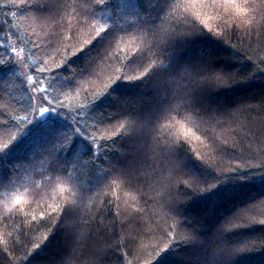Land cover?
<instances>
[{
	"label": "trees",
	"instance_id": "obj_1",
	"mask_svg": "<svg viewBox=\"0 0 264 264\" xmlns=\"http://www.w3.org/2000/svg\"><path fill=\"white\" fill-rule=\"evenodd\" d=\"M36 2L0 0V264H264V32L234 30L227 0H161L154 24L147 0ZM209 63L238 80L198 91L222 110L204 124L183 100ZM29 77L56 111L33 120Z\"/></svg>",
	"mask_w": 264,
	"mask_h": 264
},
{
	"label": "snow or ice",
	"instance_id": "obj_2",
	"mask_svg": "<svg viewBox=\"0 0 264 264\" xmlns=\"http://www.w3.org/2000/svg\"><path fill=\"white\" fill-rule=\"evenodd\" d=\"M227 2L231 5V7L235 10L231 16L232 24L234 30L239 29L242 31H249V30H256L259 29L261 32H264V0H227ZM99 4H104L105 0H98ZM36 11L46 19H55L61 13V11L66 7L63 3V0H37V2L33 5ZM122 7H127V5H122ZM168 7L167 3H161V0H147V3L144 5L133 4L132 8L135 9L136 15L139 16L141 12H144L148 17V20H151L153 24L155 23V19L152 17V13H159L164 12L165 9ZM203 23V22H202ZM109 30L108 26L106 25L104 29L101 31L103 35ZM97 37L101 36V32H97ZM91 44V41H89ZM81 49L80 51H82ZM15 52V49H12ZM79 51V52H80ZM264 63V60L261 61ZM8 62L0 61V64H6ZM188 69L191 71L192 75V85L193 88L191 92L187 93L183 100V106L185 108H191L197 116H199L200 112H203L207 115L208 120H201V123L206 124L208 121H211L215 118V114L221 112L222 110H218L216 107H200L196 104V96L199 90H202L207 87H220L229 85L235 82L237 79L236 75L232 71H225L222 68H215L210 63L209 64H202L199 66H192L188 65ZM167 71V69H166ZM144 74H142L143 76ZM244 77H240L239 79H243ZM31 79V78H30ZM130 79V78H129ZM139 79V78H137ZM41 92L44 91L43 89L40 90ZM261 104L264 105V99L261 100ZM249 105L247 104H240L239 110L247 111L249 109ZM38 111L41 114H45L49 111H56L53 108H39ZM144 121L141 120L138 122L139 125H143ZM123 127V126H121ZM137 134V128H133L131 136H135ZM88 141L92 142V137H88ZM184 146V141L180 140L179 138L170 140L168 145L166 146V150L169 153H176L180 147ZM8 145H5L3 149L0 151L5 150ZM93 149V147H92ZM261 150L264 151V142L261 143ZM81 152H86L83 148H80ZM89 155H92L93 152H86ZM79 159V157H75ZM201 159L200 157H197ZM53 163L62 171H67L69 164L68 162H61L58 159H54ZM214 185H210L209 188L213 187ZM22 199L21 197L17 198ZM60 209H53V211H59ZM62 211L64 212L65 217L70 216L72 214L73 208L66 207L63 208ZM41 217L45 216V213L40 214ZM6 219V218H5ZM33 220L37 221V227H39V220L37 217H33ZM264 223V221H261ZM240 225H234V227H238ZM138 242L137 236H132L128 241V251L132 252L134 246ZM119 239L117 240L116 247L119 248ZM34 249H38L41 247L40 244H35ZM169 247V245H165V250ZM161 250V251H162ZM110 251V247H99L90 252V260L89 264H103L104 257ZM27 256L24 257L26 259ZM56 264H68L67 260L61 259L56 262ZM123 264V262H122ZM144 264H149V261L145 260Z\"/></svg>",
	"mask_w": 264,
	"mask_h": 264
},
{
	"label": "rangeland",
	"instance_id": "obj_3",
	"mask_svg": "<svg viewBox=\"0 0 264 264\" xmlns=\"http://www.w3.org/2000/svg\"><path fill=\"white\" fill-rule=\"evenodd\" d=\"M31 78V79H30ZM29 86L31 88V92L33 93V96L35 98V107H34V114H33V120L38 119L45 114H41L38 109L43 108H51L52 105L50 104L49 100L47 99L46 93H45V83L43 80H38L35 77H29ZM43 89L44 91H40ZM48 113V112H47Z\"/></svg>",
	"mask_w": 264,
	"mask_h": 264
}]
</instances>
